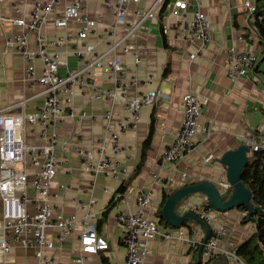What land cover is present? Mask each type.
<instances>
[{"label":"crops","instance_id":"obj_1","mask_svg":"<svg viewBox=\"0 0 264 264\" xmlns=\"http://www.w3.org/2000/svg\"><path fill=\"white\" fill-rule=\"evenodd\" d=\"M175 0H166L155 10L156 19H147L140 28L129 34V26L140 21L136 9L145 11L155 0H144L139 5H129L126 25L118 26L115 35H109L107 30L114 23V16L107 9L105 0H83L88 8L90 17L96 22L87 38L78 37L80 24L71 21L66 28H58L55 18L62 15L65 0L55 8L51 19L43 31L50 39L68 38L58 47L60 59L66 64L60 68L61 73L68 70H79L86 62L93 59L95 54L88 53L90 47L97 54L104 55L105 62L114 59L125 65L127 69L122 78L127 82L136 78L137 84H130L126 97L135 99L150 91L162 92L165 97L153 105L143 108L138 126L121 135V145L124 151L119 155L120 172L117 177L99 175L96 178L88 173L80 159L77 146L96 149L104 134L101 116L111 110L115 123L127 115L126 107L120 99L112 101L103 99L94 101L91 98L92 87L113 88L112 72L107 68H95L86 71L87 86L74 88L71 103L62 101L64 108L72 104L76 111L84 110L97 116L96 120L85 118L75 121L66 118L60 125L58 135L60 142L56 146V156L59 167L51 184L54 215L68 217L76 215L77 221L74 232L64 244H60L56 229H48L47 235L55 242V248L49 252L56 262L76 264L80 250V235L84 226V211L80 202L95 199L91 207L94 214L91 219L96 223L98 231L106 237L110 244L107 251L85 256L84 264H124L126 249L121 244L125 232L124 226L116 218L117 210H138L136 197L143 189H153L154 197L148 216L155 220L162 229H170L174 234L173 240L156 237L148 242L150 254L145 264H193L198 260L195 247L182 241L179 237L194 238L202 241L205 229L197 222L190 221L182 227H171L159 223V211L163 202L164 192L173 194L178 189L191 183L212 181L226 195L228 189L223 188L227 183L226 170L220 158L229 151L246 144L243 137L256 135L264 141V62H260L264 53V42L258 37L253 27V16L244 6L246 0H183L190 4V12L200 9L210 20L212 43L204 52L191 59L197 53L198 43L183 36V26L165 13L167 5ZM254 2V0H251ZM34 0H0V110L10 108L16 114L32 113L43 104V86L27 80L25 70L27 62L22 55L13 49H6V38L11 37L19 28L14 26L13 19H31ZM20 9V12H16ZM167 27L168 34L163 33ZM121 44L116 52L110 51L113 41ZM32 41V40H31ZM31 48L35 45L30 42ZM130 51L141 52V63L135 64ZM225 48L238 51H252L258 55L257 67L247 76L236 80L227 75V59L223 53ZM54 51L56 47L50 45ZM73 49L82 50V59L72 53ZM37 75H42L44 66L41 60L35 63ZM192 92L200 98L207 99L200 124H211L213 133L205 136L199 129L194 138V150L176 165H163L160 156L172 144L175 131L183 121L182 97ZM40 125H26L24 139L28 145L42 143ZM211 157L209 162L206 159ZM31 175L34 168L28 165ZM155 174L161 179L156 181ZM185 175V176H183ZM124 189L121 192V187ZM122 193V205L114 204L113 198ZM31 201L36 193L31 184L28 186ZM192 198V196L190 197ZM177 208L179 214L190 212L185 204ZM199 202L203 196L199 194ZM112 203V204H111ZM35 205L29 203L28 209L34 211ZM107 212V215H106ZM219 212V211H218ZM244 213L239 209L229 212H219L217 223L212 227L224 225L227 233L223 246L237 247L238 244L250 238L255 232L253 222L242 223ZM2 200L0 198V236ZM202 243V242H201ZM199 251V250H198ZM37 248H25L14 242L8 253L0 254V264H38ZM224 264L226 262L222 260ZM207 261L202 254V263Z\"/></svg>","mask_w":264,"mask_h":264},{"label":"built area","instance_id":"obj_2","mask_svg":"<svg viewBox=\"0 0 264 264\" xmlns=\"http://www.w3.org/2000/svg\"><path fill=\"white\" fill-rule=\"evenodd\" d=\"M142 1L144 0H105L107 9H110L114 16V23L107 30L108 34L115 35L118 26L126 25L130 4L139 5ZM61 2L62 0H34L31 19L29 21L25 18L13 19L12 22L19 28V31L7 37L5 43L6 49L15 50L27 62L25 70L27 80L43 86L40 94L43 96V104L36 111L25 114L13 113L10 108L0 110V198L3 217L0 254L10 252L12 244L17 242L25 248H37L38 264H62L49 255V252L55 248V242L47 235V230L56 229L58 242L64 244L74 232L78 219L76 215L68 217L54 215L52 202L55 195L51 191V184L60 165L56 156V146L60 142L58 135L60 125L66 118L75 121H82L85 118L97 119L96 115L88 114L84 110L76 111L72 104L69 108H64L63 99L71 103L74 88L88 85L87 76L84 74L86 71L107 67L112 72L111 79L115 86L108 89L92 87L94 90L91 98L94 101L120 99L126 107L127 115L118 120L115 123L117 128H114L112 111L107 110L101 116L104 134L99 146L96 149H87L79 145L76 148L85 170L96 178L101 174L118 176L120 172L118 157L124 151L121 145V135L138 126L144 107L153 105L165 97L162 92L150 91L135 99L127 98L129 85L137 84L138 80L133 78L130 83L124 80L122 74L127 67L114 59L105 62L104 55L97 54L91 47L87 49V52L95 54V57L86 62L83 69L61 73L60 68L66 63L60 59V52L57 49L68 38L58 37L50 40L43 31L56 6ZM165 2L166 0H155L154 4L143 12L136 9L135 13L140 17V21L129 26V34L136 32L145 20L156 19L155 10ZM244 6L251 15L256 12V6L251 0L244 1ZM165 7L168 17L183 26V36L199 44L197 53L191 55V59H195L212 43L208 15L200 9L190 12V4L183 0H175ZM16 12L19 13L20 9H16ZM2 19L0 15V20ZM71 21L81 25L78 37L82 39L87 38L91 29L96 25L83 0H65L62 15L55 18L58 28H66ZM163 33L168 34L167 27H164ZM30 42L35 45L34 49L30 47ZM120 44L116 40L113 41L110 51L116 52ZM50 45L56 49L51 51ZM124 50L130 51L128 47ZM130 52L134 56L135 64L139 65L141 52ZM72 53L79 59L85 55V52L78 49H73ZM223 53L228 62L227 75L233 80L247 77L257 67L259 61L258 55L249 50L238 51L225 48ZM38 59L44 66L42 75H37L36 72L35 63ZM181 102L183 121L173 135L172 144L163 151L159 158L163 165H176L190 154L194 150V138L199 129L203 135L208 137L213 133L211 124H200L207 99L189 92L182 97ZM26 125L42 127L40 133L42 143L38 145L26 143L24 139ZM243 139L251 147L252 153L260 149L259 138L256 135L243 137ZM210 160L211 157H208L206 162ZM18 165L22 168L17 169ZM28 165L34 168L31 179L27 171ZM154 178L159 181L160 174H155ZM29 184L32 185L37 195L33 201L28 194ZM222 185L225 189L231 188L228 183ZM122 196V193H117L113 198L114 204L122 205ZM153 197V189H143L136 197L138 206L136 212L117 210L116 218L125 228L121 239V244L126 249L124 264H145L146 257L150 254L149 241L156 237H162L168 241L174 238L172 230L162 229L155 220L148 216L147 210L152 205ZM30 202L35 205L34 211L28 209ZM95 202V199L91 198L87 202L79 203L84 211V226L80 235V250L76 264H84L86 255L97 254L110 248L106 237L99 233L96 223L91 220L94 216L91 207ZM185 207L211 227L210 237L202 253L205 260L212 261L221 258L226 264H247L238 255V246H223L227 227L224 225L212 227L217 223L219 212L206 202L205 197L200 203L188 201ZM179 238L195 248L201 244L194 238L183 236Z\"/></svg>","mask_w":264,"mask_h":264},{"label":"water","instance_id":"obj_3","mask_svg":"<svg viewBox=\"0 0 264 264\" xmlns=\"http://www.w3.org/2000/svg\"><path fill=\"white\" fill-rule=\"evenodd\" d=\"M263 61L264 57L261 58L260 62ZM251 154V147L247 144H242L237 149L225 152L220 158L221 165L227 168V183L233 188L232 194L227 200H224L222 191L214 182L201 181L178 189L165 202L162 209V217L166 224L178 228L185 226L190 221H195L205 229V235L198 251V260L193 264L202 263L203 248L210 237L211 227L192 212L179 214L177 211L178 206L191 196L200 194L205 197L207 203L219 212H229L244 207L247 209V217L250 219L257 208L251 203V191L242 182V172L248 166Z\"/></svg>","mask_w":264,"mask_h":264},{"label":"trees","instance_id":"obj_4","mask_svg":"<svg viewBox=\"0 0 264 264\" xmlns=\"http://www.w3.org/2000/svg\"><path fill=\"white\" fill-rule=\"evenodd\" d=\"M254 4L256 6V12L252 15L254 19L253 27L256 29L260 40L264 42V0H254ZM259 144L260 149L249 156L248 166L242 172V182L246 188L251 191V203L257 208L250 219L247 217V209L244 207L239 208V210L244 213L242 223L253 222L255 224L254 234L244 242L238 244L237 253L247 264H264V141L260 138ZM120 189L123 193L122 190L124 189V186ZM232 191L233 188L231 187L227 191V194L224 195V200H227L231 196ZM170 195L171 194L164 192L163 202L158 215L159 223L164 225L166 224L162 217V209ZM187 200L183 201L181 204L183 205ZM199 247L200 245L196 247V253L198 252ZM222 260L223 259L221 258L212 261L206 260L207 262L205 264H224Z\"/></svg>","mask_w":264,"mask_h":264},{"label":"rangeland","instance_id":"obj_5","mask_svg":"<svg viewBox=\"0 0 264 264\" xmlns=\"http://www.w3.org/2000/svg\"><path fill=\"white\" fill-rule=\"evenodd\" d=\"M16 168H17V169H21L22 166H21V165H18ZM190 200H191L193 203H200V202H199V194H195V195H193L192 198H190ZM201 242H202V241H201Z\"/></svg>","mask_w":264,"mask_h":264}]
</instances>
